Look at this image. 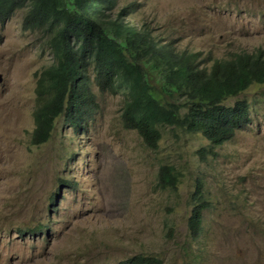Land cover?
Listing matches in <instances>:
<instances>
[{"label":"rangeland","instance_id":"rangeland-1","mask_svg":"<svg viewBox=\"0 0 264 264\" xmlns=\"http://www.w3.org/2000/svg\"><path fill=\"white\" fill-rule=\"evenodd\" d=\"M124 1L138 4L128 23L145 22L208 62L264 51V0ZM26 12L0 22V264H128L139 254L162 264H264V84L225 101L249 103V114L217 146L167 127L149 148L124 127L123 95L96 83L97 108L81 130L62 115L34 145L37 73L55 56L42 30L24 27ZM164 163L182 172L177 188L159 187Z\"/></svg>","mask_w":264,"mask_h":264},{"label":"trees","instance_id":"trees-1","mask_svg":"<svg viewBox=\"0 0 264 264\" xmlns=\"http://www.w3.org/2000/svg\"><path fill=\"white\" fill-rule=\"evenodd\" d=\"M136 7L120 0H0V22L27 8L24 27L42 30L44 45L55 56L54 63L37 73L32 144L47 142L62 115L81 130L97 108L93 83L99 90L123 95L124 127L136 130L151 149L159 148L167 127L200 132L217 146L243 124L250 104L237 100L228 106L225 101L254 83L264 84V51L243 50L208 62L200 51L163 42L145 22L128 23ZM91 67L95 81L90 78ZM181 179L175 164L160 166V188H177ZM63 181L69 183L68 178ZM195 198L203 200V195ZM202 203L191 219L195 230ZM42 229L41 224L30 230L36 234ZM127 263L162 264V260L139 254Z\"/></svg>","mask_w":264,"mask_h":264},{"label":"clouds","instance_id":"clouds-1","mask_svg":"<svg viewBox=\"0 0 264 264\" xmlns=\"http://www.w3.org/2000/svg\"><path fill=\"white\" fill-rule=\"evenodd\" d=\"M124 2H126V1H124ZM133 3L137 6L136 7V10H135V12L137 11V9H138V4H136L134 1H133ZM142 21H144L143 19H142ZM162 40H163V42H166L163 38H162ZM168 42V41H167ZM260 51V50H259ZM254 53V52H253ZM32 139V138H31ZM32 144V143H31ZM69 179V178H68Z\"/></svg>","mask_w":264,"mask_h":264},{"label":"water","instance_id":"water-1","mask_svg":"<svg viewBox=\"0 0 264 264\" xmlns=\"http://www.w3.org/2000/svg\"><path fill=\"white\" fill-rule=\"evenodd\" d=\"M1 78H2V77H1V75H0V82H1V80H2Z\"/></svg>","mask_w":264,"mask_h":264}]
</instances>
